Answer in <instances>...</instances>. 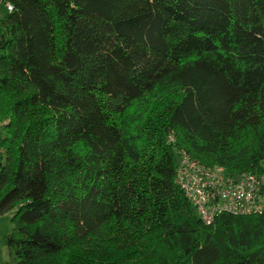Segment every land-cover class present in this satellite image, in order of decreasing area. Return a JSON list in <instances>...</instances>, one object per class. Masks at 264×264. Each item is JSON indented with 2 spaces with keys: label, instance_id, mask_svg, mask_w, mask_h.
I'll return each mask as SVG.
<instances>
[{
  "label": "trees",
  "instance_id": "1",
  "mask_svg": "<svg viewBox=\"0 0 264 264\" xmlns=\"http://www.w3.org/2000/svg\"><path fill=\"white\" fill-rule=\"evenodd\" d=\"M1 1L7 264H264V210L176 182L181 149L264 175V0Z\"/></svg>",
  "mask_w": 264,
  "mask_h": 264
},
{
  "label": "built area",
  "instance_id": "2",
  "mask_svg": "<svg viewBox=\"0 0 264 264\" xmlns=\"http://www.w3.org/2000/svg\"><path fill=\"white\" fill-rule=\"evenodd\" d=\"M7 10L9 3H4ZM172 140V137H170ZM176 182L204 224L222 212L258 213L264 210L263 174H226L220 166H207L179 150Z\"/></svg>",
  "mask_w": 264,
  "mask_h": 264
},
{
  "label": "rangeland",
  "instance_id": "3",
  "mask_svg": "<svg viewBox=\"0 0 264 264\" xmlns=\"http://www.w3.org/2000/svg\"><path fill=\"white\" fill-rule=\"evenodd\" d=\"M5 7L2 1L0 0V15L4 14ZM0 133L2 129L0 127ZM12 224L10 222V214L5 213L0 215V264H7V260L10 258V255L7 254L6 248L1 244V238L10 232Z\"/></svg>",
  "mask_w": 264,
  "mask_h": 264
}]
</instances>
